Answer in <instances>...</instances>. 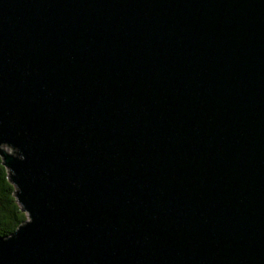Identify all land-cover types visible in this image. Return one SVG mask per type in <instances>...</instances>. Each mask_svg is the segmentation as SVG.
Segmentation results:
<instances>
[{"label":"water","instance_id":"water-1","mask_svg":"<svg viewBox=\"0 0 264 264\" xmlns=\"http://www.w3.org/2000/svg\"><path fill=\"white\" fill-rule=\"evenodd\" d=\"M0 157V264H264V0H0Z\"/></svg>","mask_w":264,"mask_h":264},{"label":"trees","instance_id":"trees-1","mask_svg":"<svg viewBox=\"0 0 264 264\" xmlns=\"http://www.w3.org/2000/svg\"><path fill=\"white\" fill-rule=\"evenodd\" d=\"M9 149L14 151L13 148ZM15 191L0 157V236L10 235L27 219V214L16 201Z\"/></svg>","mask_w":264,"mask_h":264},{"label":"rangeland","instance_id":"rangeland-1","mask_svg":"<svg viewBox=\"0 0 264 264\" xmlns=\"http://www.w3.org/2000/svg\"><path fill=\"white\" fill-rule=\"evenodd\" d=\"M4 149H6L7 151H10L9 148H7L6 146H3ZM27 218H28V215H27Z\"/></svg>","mask_w":264,"mask_h":264}]
</instances>
